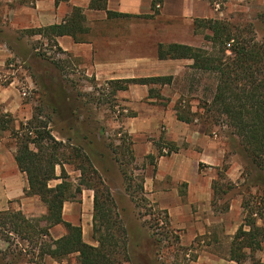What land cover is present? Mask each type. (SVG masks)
I'll return each instance as SVG.
<instances>
[{
  "label": "rangeland",
  "instance_id": "374dc122",
  "mask_svg": "<svg viewBox=\"0 0 264 264\" xmlns=\"http://www.w3.org/2000/svg\"><path fill=\"white\" fill-rule=\"evenodd\" d=\"M29 2L35 6V0ZM210 2L214 12L209 18L241 27L253 24L257 38H264V0ZM196 19H160L155 25L160 29L167 25L161 33L164 40L177 32L173 27L181 32L190 29L196 47L209 48L206 36L212 32L196 27ZM30 29L9 31V45L0 47L12 52L1 64L0 84L12 88L7 102L14 108L5 110L0 102V118L8 121V128L0 131L5 148L0 151V176L18 173L13 167L15 133L34 136L29 126L46 125L65 146L64 162L56 165L57 178L49 184L61 182V175L73 183L63 215L80 227L83 243L98 245L93 235L94 190L85 185L91 180L109 188L127 228L129 261L123 264H238L230 262V248L247 214L244 202L256 209L254 215L262 225L264 184L257 181L261 171L240 138L206 109L216 87L214 75L181 65L170 85H151L152 92H114L110 79L87 72L56 39L32 34ZM156 50L150 52L157 55ZM178 107L190 122L177 118ZM81 167L95 169L97 181L90 171L83 175ZM22 174L27 188V176ZM129 182L135 188L143 185L138 204L126 190ZM8 208L39 219L43 226L52 223L37 195L14 198ZM67 232L63 224L51 227L55 238ZM3 237L0 232V264H79L78 252L61 260L50 255L39 259L37 253L25 252L26 241L13 234L10 245ZM255 253L264 263V242Z\"/></svg>",
  "mask_w": 264,
  "mask_h": 264
},
{
  "label": "trees",
  "instance_id": "16d2710c",
  "mask_svg": "<svg viewBox=\"0 0 264 264\" xmlns=\"http://www.w3.org/2000/svg\"><path fill=\"white\" fill-rule=\"evenodd\" d=\"M61 0H56L58 4ZM65 1V0H64ZM162 0H153V8ZM90 8L107 9V0H91ZM109 15L118 17L128 14L108 11ZM85 14L82 7H74L72 14L65 21L44 27L32 28L29 32L55 39L57 36L78 35L86 33ZM196 27H206L212 32L206 38L210 42L206 46L196 47L182 43L160 44L158 55L166 58H190L192 69L209 72L216 80V87L207 111L233 129L244 146L253 165L257 168L264 184V38L258 39L253 24L236 26L224 20L214 18H197ZM173 75L151 76L143 78H126L110 80L112 91L126 90L130 84L170 85ZM152 88L149 89L152 92ZM177 118L190 122L192 119L182 114L177 108ZM6 120L0 118V131L8 128ZM31 122V123H30ZM33 124V121H30ZM28 123V124H29ZM34 136L24 133L16 134L17 150L15 160L19 169L27 176L26 195H37L47 206L46 219L52 221L43 226L39 219L29 218L21 210L10 208L0 211V232L3 238L12 244L13 234L27 242L25 252L37 253L39 259L47 255L61 260L67 255L78 252L79 264H123L129 261L128 231L116 209L111 191L89 180L85 185L94 190L93 235L98 241L97 247H90L82 242L80 227L65 220L63 215L67 195L73 189V183L66 175L62 181L51 186L49 182L55 178L56 165L63 161L61 150L65 147L46 129V125H31ZM24 129L26 127H23ZM61 150V151H60ZM174 150V149H171ZM91 168V164H88ZM82 174L91 172L97 181V171L81 167ZM64 174V169H62ZM127 175V172L124 171ZM96 176V177H95ZM128 176V175H127ZM141 186V185H140ZM79 188V187H78ZM127 192L138 204L141 188H135L131 182L126 186ZM247 214L238 228L230 248V259L238 264H264L256 258V251L262 249L264 242V217L262 225L254 215L256 209L249 201L244 202ZM63 224L68 232L55 238L51 227ZM29 249V250H28ZM23 252V251H22ZM41 263V262H39Z\"/></svg>",
  "mask_w": 264,
  "mask_h": 264
},
{
  "label": "crops",
  "instance_id": "0c3cea01",
  "mask_svg": "<svg viewBox=\"0 0 264 264\" xmlns=\"http://www.w3.org/2000/svg\"><path fill=\"white\" fill-rule=\"evenodd\" d=\"M0 0V47L9 45L6 35L11 31L17 34L20 29L42 27L65 21L74 7H82L85 14L86 33L75 39L71 35L57 36L59 47L69 54L87 72L97 78L110 80L126 78H143L151 76H176L175 68L191 65L190 58H166L158 55L160 44L182 43L197 46L190 29L181 32L171 28L169 40L161 38L167 25L160 29L155 25L160 19L165 21L176 17L184 20L193 17L209 18L213 16L210 0H162L160 7L153 8V0H107V9L90 8L91 0ZM12 2V3H9ZM108 11L128 14L118 17L109 15ZM157 48V55L150 52ZM0 48V67L11 51ZM12 53V52H11ZM9 53V54H11ZM151 85L130 84L128 89H141L148 92ZM10 85L0 84V102L5 110L13 112L8 106L11 95ZM17 109V107H16ZM1 143V142H0ZM0 151L5 148L0 144ZM18 173L10 177L0 176V210L7 209L9 201L25 194L26 180L17 163ZM230 262H235L230 260Z\"/></svg>",
  "mask_w": 264,
  "mask_h": 264
},
{
  "label": "built area",
  "instance_id": "2783aa9c",
  "mask_svg": "<svg viewBox=\"0 0 264 264\" xmlns=\"http://www.w3.org/2000/svg\"><path fill=\"white\" fill-rule=\"evenodd\" d=\"M157 7H160V4H157Z\"/></svg>",
  "mask_w": 264,
  "mask_h": 264
}]
</instances>
